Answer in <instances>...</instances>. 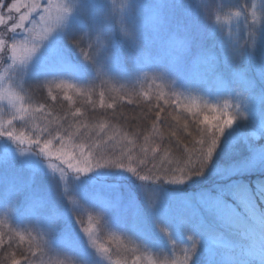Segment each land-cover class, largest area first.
Masks as SVG:
<instances>
[{"label":"trees","instance_id":"obj_1","mask_svg":"<svg viewBox=\"0 0 264 264\" xmlns=\"http://www.w3.org/2000/svg\"><path fill=\"white\" fill-rule=\"evenodd\" d=\"M112 1L115 5L121 3V0ZM250 2L251 0H163L164 5L160 6L152 0H145L141 7L129 3L128 20L132 22L128 30L131 31L130 34L138 35H128L126 40L119 38L116 48L111 46L109 40L103 39L107 40L105 45H108L109 52L111 48L117 50L111 55L116 64L114 73L108 71L105 52L101 51L94 60H90L91 67L84 70L80 69L78 61L68 52L63 56H60V52L58 58L51 56L56 67L41 69L23 82L20 89L23 96L20 99L8 102L2 96L0 122L14 135L38 138L41 146L45 139H51L52 147L58 148L60 141L53 137L63 135L74 152L79 151L80 144L85 145V152L89 151V146L98 145L91 148L97 158L120 157L123 153L124 157H131L133 167L145 168V173L153 165H156V169L175 170L179 162L186 160L189 155L185 145L190 148L199 139L196 133L198 129L205 127L200 123L203 116L209 114L212 107L219 110L221 107L216 99L208 100L199 90L186 89L182 85L175 88L172 83H166L171 65L168 43L176 39L185 47L198 49L201 56H208L209 61L220 64L210 75L233 84V87V76L244 78L246 84L244 88L240 86L242 94L246 99L258 98L257 93H261L262 89L255 80L256 74L248 58L247 48L251 44L247 40L249 37L245 24L237 19L233 20V26L239 24L237 33L235 27L233 32L236 34L224 35L221 31L222 23L216 22V17L231 9H240L248 16ZM197 3H200L198 17ZM86 6L88 5H84V8L89 17V8ZM142 22L144 25L141 28L134 29ZM85 32L87 31L78 24L70 26L64 43H72V39H78ZM86 39L81 41L80 46ZM227 40L231 48L222 50L221 46L227 44ZM138 60L141 65L136 63ZM62 80L75 87H57ZM65 94L72 99H65ZM52 96L57 99L53 100ZM41 105L44 106L43 110L38 111ZM21 106L27 110L23 120L19 119L18 109ZM77 109L79 114H76ZM241 113L244 118L234 111L228 114L233 115L235 123L247 133L246 142L240 140L236 144L228 136L227 145L219 147L220 149L216 147L211 161L199 173L194 172L179 183L164 179L143 181L124 168L112 167L77 175L55 157L49 159L44 156L34 145L18 143L7 135L0 137V145L9 150L29 152L42 163L56 165L67 178V181L58 180L37 170L34 165L24 164L11 152L5 156L0 155V236L4 240L0 245V264H12L13 254L20 264H28L25 257L29 258L31 264H84V259L79 258L77 250L87 238L83 229L89 224L78 208L89 207L97 210L104 207L112 209L115 220L103 228L100 238L107 244L114 259H124L128 247L140 246L147 239L145 234L138 233L130 224H125L127 219L142 222L140 215H135L132 208H127V198L138 196L145 200L146 196H153L161 190H181L188 193L206 190L216 181L218 168H229L239 155L249 152L248 144L264 146V115L252 114L246 108L241 109ZM14 114L17 118L12 120ZM9 120H12L11 124L8 123ZM226 133L228 134V128L223 134ZM108 136L113 139L108 140ZM140 159L145 161L146 167L137 163ZM262 177L264 176L257 177L256 181L262 183ZM241 187V194L235 196L239 203L246 195L259 197L257 188H253L248 182L244 181ZM27 196L31 199L24 204L15 200ZM37 200L41 202L39 208L33 206ZM105 201L112 206H107ZM117 206H125V211H117ZM50 217L57 218L54 229H50ZM155 222L161 230H167L164 233L172 243H188L187 238H180L174 233L171 223H162L160 220ZM194 225L193 222L190 226L191 236L196 238L193 239L192 246L194 242H209L197 234V227ZM226 234L220 247H237L236 239ZM20 235L24 236L23 241L20 240ZM162 252L164 254L160 259L163 262H170L175 257L183 259L181 256L184 255L178 251L177 255L168 254L165 248ZM197 262H202V256L193 252L189 264H198ZM223 264L230 263L226 261ZM232 264L252 263L246 254H242Z\"/></svg>","mask_w":264,"mask_h":264},{"label":"rangeland","instance_id":"obj_2","mask_svg":"<svg viewBox=\"0 0 264 264\" xmlns=\"http://www.w3.org/2000/svg\"><path fill=\"white\" fill-rule=\"evenodd\" d=\"M152 1L160 6L164 5L162 4L163 0ZM6 2L12 3L14 0H6ZM22 2L30 3L34 2V0H22ZM35 2L40 4V8L31 14L29 21L25 24L26 29L33 28V25H35V30L31 33V36L39 44V49L31 59L23 63L19 59L14 62L11 55L13 38L19 41L24 36L29 35V33L24 29H18L17 32L13 33L10 30H6L4 26H0V41H3L7 45L6 55L0 54V57H2L0 58V96L8 99V102H15L18 100L17 98L20 99L23 96V93H20V89H22L23 82L30 75L38 73L41 69L47 70L51 66L56 67L52 63V57L58 58L60 52V56L68 52L71 57L78 61L80 69L90 68L91 61L84 58L80 49L83 48L85 51H90L88 45L90 42L96 41L97 37L101 38V46H104L101 51L107 53L105 63L108 66V71L114 73V65L116 64L113 59L114 57H111V55H113V52H117V50L111 48L109 52L107 50L108 45L105 44L109 40L111 46L116 48L118 47L117 41L119 38L120 40H126L124 33L126 31L131 32L128 29H130L129 25L132 22L128 20L130 13L129 3H134L141 7L145 3V0H121V3L118 5H115L112 0H35ZM49 3L53 5H66L70 11L66 14L61 26L53 27L48 37L41 40L40 37L43 35L41 26L44 22L40 20V16L45 15L44 9L48 7ZM84 5H88L86 7L89 8V17H87ZM199 7L200 3H197L196 17L199 14ZM26 11V8L21 9V13ZM257 11L261 16H264V4L258 5ZM55 14L54 8L52 15ZM12 15L15 17L19 14L13 12ZM237 20L245 24L244 27L246 32H248L247 36L249 39L247 40L251 45L247 48V54L256 74L255 80L261 85L262 89L261 93H257L258 98L248 99L247 97L246 99L242 94V87L240 86L244 88L246 84L244 78H235L233 76L232 79L235 80V82L233 80L235 84L233 87V84H227L217 76L210 75V73H213L214 68L220 64L217 65L212 60L209 61L208 58L210 57L201 56L198 53V49L185 47L176 39L169 41L168 45L170 46L167 47L171 57V65L168 70L166 83H172L175 88H179L182 85L186 89L199 90L208 100L216 99L221 110L227 113L234 111L238 116L244 118L241 109L246 108L252 114L263 116L264 23H261L259 26L251 24L249 23L248 16L244 14L240 18H237ZM75 24L86 30L85 34L90 33L87 35L88 37H85V39L88 38V41L86 39L85 43L79 48L73 43H64L67 30ZM142 24L144 25V22L136 25L134 29L141 28ZM221 26L222 34H236L239 24L233 26L232 21L228 24H221ZM10 27L11 22H8V28L10 29ZM235 27L236 33L233 32ZM92 30L93 32H91ZM249 31L251 32L249 33ZM85 34L81 33V36ZM130 35L138 34L133 33ZM104 38L107 40H103ZM228 42L227 40V44L221 46L222 50L231 48ZM132 46L135 48L134 44ZM233 50H235V46H233ZM136 63L141 65L140 60ZM110 66L113 67L110 68ZM225 104L228 106L226 109ZM248 122L251 123L250 120ZM228 136L236 144L240 140L246 142L248 139L245 130L234 123L232 127L228 128V134L226 133L219 137L218 149L227 145L229 141V138L227 139ZM248 150V153L239 155L238 159H235L229 168L220 170L218 168L216 171V181L212 182V185L208 182L211 186L206 190L188 193L181 190L160 191L156 189L160 192L153 195L155 203L150 202L149 196H146L145 200L139 199L138 196V198L134 196L127 198L126 202L134 205L132 209L135 211V215H140L142 222L137 223L136 221L127 219L125 224L128 223L133 230L143 235L145 234L147 239L140 246L128 247L126 249L128 253L125 254L126 257L124 259H114L110 253V259L102 256L96 247L93 246L92 240H89L88 234H86L87 238L82 241L83 246L79 248V251L77 250L79 258L84 259V264H133V262L135 264H166V262L160 259V256L164 254L162 252L163 248L166 249L168 254L175 255H177V251L180 254H184V249L192 248V241L195 237L194 235L191 236L190 226L194 222L197 227V234L209 241L206 244L195 242V254L202 256V262H197L198 264H223L226 261L232 264L242 254H246L252 264H264V182L262 184L256 182L257 177L264 176V146H252L248 144ZM9 152L17 156L20 159L19 161L24 164L34 165L37 170L50 174L58 180L67 181L64 172L61 175V169L56 168L54 170L49 166V163L40 162L29 152L9 150L4 145H0V155L5 156ZM262 178L264 181V177ZM244 181L248 182L253 188H260V197L248 195L247 197L244 196L240 203L236 201L235 196L241 194L239 190L243 188L241 185ZM143 193H145V189ZM29 199L31 198L27 196L16 198L15 200L24 204L29 202ZM228 206L229 208H227ZM105 208L107 207L98 210L91 207L86 209L78 208V211L85 215L88 224L91 217L93 239L96 244H102L107 247V244L100 238V235L103 228L109 225L112 220H115L116 216L114 213H111V208ZM241 209L246 211L247 214L245 215ZM155 220L163 221L162 223L164 221L171 223L174 233H177L180 238H187L188 243L185 245L172 243L164 231L156 225ZM226 233L236 239L235 243H237V247L232 249L220 247ZM210 240H214V242ZM129 243L131 244V242ZM181 257H184V255ZM174 260L179 262L183 259L175 257Z\"/></svg>","mask_w":264,"mask_h":264},{"label":"snow or ice","instance_id":"obj_3","mask_svg":"<svg viewBox=\"0 0 264 264\" xmlns=\"http://www.w3.org/2000/svg\"><path fill=\"white\" fill-rule=\"evenodd\" d=\"M26 8L27 11L21 13V9ZM40 8V4L38 2H30L24 3L22 0H14L12 3H7L6 0H0V26H4L6 30H10L15 33L18 29H24L29 33V35L24 36L23 39L16 41L13 38L14 42L11 44V55L12 59L15 62L16 60H20L21 63L25 62L32 58V56L39 49V44L33 39L31 33L35 30V25L33 28L26 29L25 24L29 21V17L35 11ZM55 8V15H52V11ZM70 11V9L66 5H53L49 3L48 7L44 9L45 15L40 16V20L44 22L41 26V31L43 35L40 37L41 40L46 39L48 35L53 30V27H59L65 20L66 14ZM15 12L19 14L18 16H13L12 13ZM8 22H11L10 29L8 28ZM125 36L130 35L129 32L124 33ZM88 37L87 34L80 36L78 39H73L72 43L79 48L82 40ZM90 51H85L81 48V53L84 55L86 60H94V58L100 53V51L104 48L101 46V38L97 37L96 41H92L88 45ZM7 45L0 41V54L6 55ZM2 58V57H0ZM59 88L71 89L75 86L67 83L66 81H61L56 85ZM51 91V89L49 90ZM0 99H3L0 96ZM19 99V98H17ZM53 100H56V96H52ZM65 99L71 100L72 97L65 94ZM43 105L40 106L38 111L43 110ZM227 104H225V109L227 108ZM192 111V109H189ZM19 119L23 120L24 116L27 114V110L21 106L18 109ZM211 113H215L214 115ZM76 114H79V109L76 110ZM227 116V118H223ZM17 116L14 114L12 116V120H15ZM235 117L231 114H228L225 111L219 110L215 107H212L209 114L203 116V120L200 123L204 124L205 127L197 130L196 135L199 139L195 140L192 143V146L188 148V145H185V148L188 150L189 155L186 160L179 162L175 170L173 169H156V165H153L152 169H148L145 173V168L133 167L131 162V157H124L123 153L120 157L114 158H105L104 156H99L98 158L93 155L91 148L98 145L89 146V151L85 152V145L80 144L79 151L74 152L72 146L65 141V137L63 135L54 136L53 138L60 141V145L58 148L52 147V140L45 139L43 145L41 146V141L38 138L25 137L23 134L14 135L10 129H5L2 122H0V137L7 135L12 140L17 141L18 143L27 142L29 145H34L38 147L40 153L47 156L49 159L55 157L57 160L61 161L63 164L67 165V168L72 169L77 175L87 174L95 169L112 167V168H124L128 172H131L137 175L143 181L149 180H169L171 182H183L184 179L190 177L191 174L199 173L200 169H202L206 163L211 161L213 153L217 147L219 142V137L223 135L224 130L227 126L231 125L234 121ZM12 120H9L8 123L11 124ZM43 131V130H41ZM51 135V133H49ZM172 135H176V133H172ZM112 136H108V140H112ZM148 140V137H145V141ZM37 163V162H33ZM139 165H145V161L140 159L137 161ZM54 170H56V165H49ZM146 167V165H145ZM61 175H63V170H61ZM149 200L151 203H155V197L151 194L149 195ZM107 206H112L109 202L105 201ZM33 206L36 208L41 207V202L39 200L34 201ZM133 204H129L127 206L128 209L133 208ZM75 211V209H73ZM117 211L123 212L125 211V206H117ZM79 219V217H77ZM89 226L84 227V232L88 234L89 240H92L93 246L96 247L97 251L104 257L110 259L109 249L102 244H96L93 239V231L91 228V217L89 218ZM83 223V221H81ZM50 229H54L57 226V218L50 217L49 218ZM162 231H167L162 228ZM20 240H24V236L20 235ZM4 243L2 236H0V245ZM196 243H193L191 249H184V257L182 261H170V264H189L191 260V254L195 252ZM29 251H31V245L29 246ZM32 255H35V252H32ZM28 260V264H31V261L28 257H25ZM12 264H20L19 260L15 259V254H13ZM135 264V262H133ZM168 264V262H166Z\"/></svg>","mask_w":264,"mask_h":264},{"label":"clouds","instance_id":"obj_4","mask_svg":"<svg viewBox=\"0 0 264 264\" xmlns=\"http://www.w3.org/2000/svg\"><path fill=\"white\" fill-rule=\"evenodd\" d=\"M264 4V0H251V6L247 9V14L249 18V23L259 26L261 23H264V16L257 11L258 5ZM243 15L240 9H231L228 12L222 14L221 16L216 17L217 23L228 24L233 20L240 18ZM73 41V39H72ZM71 41V42H72ZM235 121L226 128L232 127ZM225 128V129H226Z\"/></svg>","mask_w":264,"mask_h":264}]
</instances>
